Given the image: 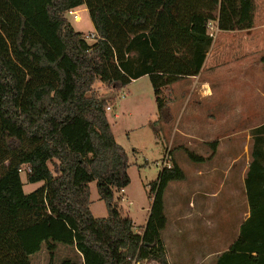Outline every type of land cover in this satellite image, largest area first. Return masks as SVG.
Instances as JSON below:
<instances>
[{
	"label": "trees",
	"instance_id": "trees-1",
	"mask_svg": "<svg viewBox=\"0 0 264 264\" xmlns=\"http://www.w3.org/2000/svg\"><path fill=\"white\" fill-rule=\"evenodd\" d=\"M81 4L94 42L65 16ZM254 11L255 0H0V264H33L42 241L51 254L57 242L77 244L99 264H170L164 194L184 170L176 161L161 168L149 183L146 225L135 231L116 196L131 181L128 153L115 138L109 99L87 93L97 78L124 86L148 74L162 113L163 88L200 72L214 40L210 20L223 30L250 28ZM252 135L251 214L216 264H264V124ZM25 166L28 181H44L31 192ZM94 180L107 216L90 207Z\"/></svg>",
	"mask_w": 264,
	"mask_h": 264
},
{
	"label": "rangeland",
	"instance_id": "rangeland-1",
	"mask_svg": "<svg viewBox=\"0 0 264 264\" xmlns=\"http://www.w3.org/2000/svg\"><path fill=\"white\" fill-rule=\"evenodd\" d=\"M76 9L80 15V19L76 20L72 15L68 14V21L72 23L76 30L83 31L85 34L95 33L96 30L92 31L94 27L93 21L86 4H81ZM218 14L219 10L216 8L213 11V18L218 17ZM213 20L211 19L210 21ZM220 30H217L214 38L217 36L220 40H225V43L230 40V47L227 46L223 49L220 53L221 57L225 61H228L229 58L233 60V58L240 57V48L237 46L239 40L237 36L239 33L230 34L227 30L223 32ZM245 31L249 39H257L262 42L257 50V55L254 53L256 57L253 60L258 61L264 56V0H255L254 27L248 28ZM218 33L220 34L219 36ZM97 39V37L88 38V41L94 42ZM231 64H233L232 61L227 63L218 72L212 73L215 75L210 77L211 80L219 82L216 92L223 98V103L220 104L228 107L223 111H219V122L225 121V117L222 119L224 115L228 114L227 116L234 117L236 112H233L232 107L235 106L237 111V103L247 102L250 96L243 95V90L235 87V80H231L229 75H227L231 71L229 66ZM208 71L209 68L207 66L204 72ZM179 86L171 87L170 84L163 88L162 95L167 99V105L162 113L158 111L154 87L149 75L139 77L126 88H121L122 86L119 84H109L97 78L93 84L92 91H89L87 95L95 93L107 98L109 99L108 105L112 106V110L109 111V120L117 140L126 147L129 159L128 170L131 177L128 187L116 192L118 207L123 216L134 217L135 231L141 232L143 230L146 209H148L153 195L150 191L149 183L158 177L161 168L165 165L164 160L166 157L164 155L169 152V160L172 165L176 161L183 168L184 178L171 181L166 190L167 203L169 205L166 212L169 215V225L164 232V236L167 239V250L172 264H187L183 262L184 257H182L186 252L189 254L185 255L187 259L195 262L200 258L202 250L197 245L196 232L192 233L193 235L189 239L185 231L178 233L177 227L179 225L178 221L175 222V219L178 220L179 214L182 211L184 212L186 205L188 207L190 204L192 205L189 207L190 210L195 208V161L192 160L189 152L196 153L197 155L207 153L205 148H207L206 144L208 142L204 141V139L207 137L212 138V136H208L206 131H196L197 124L203 125L204 123L202 119H196V114L191 115L184 110L182 115L180 114L182 106L181 97L186 98L191 94L192 99H197L199 89L196 83L184 80V82L179 83ZM123 89L127 92L126 96L121 95ZM229 94H232L231 98L228 97ZM169 102L172 103L169 104ZM230 102L232 103L231 106L228 105ZM108 110L106 108V111ZM187 116L192 119L185 121V117ZM232 121L230 119L231 123ZM225 123L228 125L227 122ZM244 123L245 121L243 120L237 119L236 121L238 126H242ZM187 126L191 131H180L179 128ZM231 132L219 131L218 133L225 134ZM217 137L218 134L212 138L215 143L220 142V140L215 139ZM225 142L226 144L235 146V151L233 153L232 151L230 152L231 155L237 154L243 160H247L254 140L253 135L249 137V131H235V134ZM21 175L26 192L35 190L44 182L28 181L26 166L23 167ZM91 188V209L93 213L96 216L108 214L106 203L100 197L96 180L91 182ZM226 195L225 192L221 194L223 197L220 200V228L221 233L226 234L225 239H229L234 235L233 229L236 226L237 219L241 215L242 207L236 205V201L234 200H224ZM223 202L229 206H224ZM185 247H192L193 250L190 253V251H186ZM83 253L77 244L60 241L57 242V247L53 254H51L46 241H42L38 250L31 253V258L33 264H99L98 261L89 257L87 258L86 254Z\"/></svg>",
	"mask_w": 264,
	"mask_h": 264
},
{
	"label": "crops",
	"instance_id": "crops-1",
	"mask_svg": "<svg viewBox=\"0 0 264 264\" xmlns=\"http://www.w3.org/2000/svg\"><path fill=\"white\" fill-rule=\"evenodd\" d=\"M252 27H254V25ZM246 29L248 28L227 30L230 34L239 33L237 36L239 38L237 46L240 48V57L233 58V60L232 58H229L228 61H225V59L221 57L220 53L225 47H230V40H228L226 44L225 40H220L216 36L207 52V56L200 72L195 75L181 77L180 79L171 83V87H180L179 83L184 82V80L187 82L196 83L199 89V95L197 99H192L191 94H189L186 98L181 97L180 100L182 106L180 108V114L182 115L183 110L189 112L191 115L196 114V119H202L204 121L203 125L197 124L196 131H206L207 135L212 136V138L218 134V137L215 139L220 140L219 143H215L213 141L214 139L212 138H203L204 141L208 142L206 144L207 148H205L207 153H202V155L199 154L202 159L196 160L194 165L196 186V193L194 195L195 208L190 210L189 207L192 205L190 204L189 207L186 205L184 212L182 211V213L179 214L177 218L178 220L175 219V222L178 221L179 225L177 227L178 233L185 231L189 239V237L193 235L192 233L196 232V239L198 241L197 245L202 250L200 258L195 262L187 259L186 256L188 253L186 252V256L183 255L182 257H184L183 262L187 264H216L218 255L231 247L233 242L240 235L242 223L251 214V207L246 187V178L248 176L250 164L253 161L252 150L250 151V155L247 156V160H243L240 155H231L230 152L232 151L233 153V151H235V146L226 144L225 142L235 134V131H249V137H251V131H253L254 128L264 124V60L262 58L259 59V63L258 61L253 60L254 57H256L254 53L257 55V50L262 42L258 41L257 39H249V36L245 33ZM94 30L95 26L93 27L92 31ZM220 31L223 32L226 30L221 29ZM219 35L220 34L218 33V36ZM231 61L233 64L229 65L231 71L227 75H229L231 80H235V87L241 88L243 90V95L250 96L247 102L237 103V111L235 106L232 107L233 112H236L234 117H229L227 114L222 117V119L225 117V121L219 122V111L225 110L227 106L220 104L223 103V98L220 97L216 92V87H218L219 82L211 80L210 77L215 75L212 73L218 72ZM207 66L209 71L205 73L204 71L206 70ZM138 78H134L129 84L124 85L121 88L128 87L134 80ZM121 95L126 96L127 92L123 89ZM228 97L231 98L232 94H229ZM171 103L172 102H169V104ZM231 104L232 103L230 102L228 105L231 106ZM110 110L112 109L107 111L109 119ZM189 119L192 118H188V116L185 117V121H188ZM230 119L233 120L232 123L230 122ZM237 119L245 121L244 125L238 126L236 124ZM225 122H227L228 125H226ZM179 129L180 131H191V129L189 130L188 126L185 128L181 127ZM219 131L232 132L221 134L218 133ZM115 138L117 140L116 134ZM260 163L264 166V159H262V162ZM126 187H128V185ZM166 190L164 194L165 212L168 211L169 206L167 203ZM223 192H225V195L227 193V195L224 197V200H234L236 201V205L242 207L241 215L237 219L235 224L236 226L233 229L234 235L229 239H225L226 234L221 233L220 228V200L223 197L221 196ZM223 203L224 206L227 205V203ZM150 208L151 203L148 206V209H146L147 212L145 213V219L143 222L144 226L146 225ZM225 214L227 215L226 211ZM166 215L168 218V223L162 230V236L167 247V239H165L164 236V232L167 230V226L169 225V215L167 212ZM104 216H107V214ZM130 217L134 220L133 222H135L134 217ZM144 226L142 229H144ZM185 249L186 251H190V253L193 250L192 247H185ZM169 262L172 264L170 257Z\"/></svg>",
	"mask_w": 264,
	"mask_h": 264
},
{
	"label": "built area",
	"instance_id": "built-area-1",
	"mask_svg": "<svg viewBox=\"0 0 264 264\" xmlns=\"http://www.w3.org/2000/svg\"><path fill=\"white\" fill-rule=\"evenodd\" d=\"M76 8H77V6L68 8L66 10V12H65V16L68 17V14H69V15H72L74 19L79 20L80 19V15L78 14ZM218 29H219V27H218V20L217 19H214L213 21L209 22V33H210V35H212L214 37L216 35V32H217ZM95 37H98V34L96 32L95 33L92 32V33H87L86 34V38L87 39L88 38H95ZM106 108L107 109H112V106L111 105H107ZM164 157H166L165 160H164L165 161V165L164 166L171 167L172 163L169 160L170 159L169 152H167V154H165ZM131 260H132L131 264H160V262L157 261L156 259H143V260H140L137 257H135V258H133Z\"/></svg>",
	"mask_w": 264,
	"mask_h": 264
}]
</instances>
